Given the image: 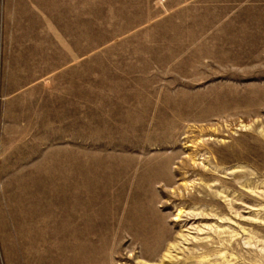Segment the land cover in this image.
<instances>
[{
  "label": "rangeland",
  "instance_id": "obj_1",
  "mask_svg": "<svg viewBox=\"0 0 264 264\" xmlns=\"http://www.w3.org/2000/svg\"><path fill=\"white\" fill-rule=\"evenodd\" d=\"M244 1L262 14L0 0V264H264V0ZM78 56L79 120L31 87Z\"/></svg>",
  "mask_w": 264,
  "mask_h": 264
},
{
  "label": "crops",
  "instance_id": "obj_2",
  "mask_svg": "<svg viewBox=\"0 0 264 264\" xmlns=\"http://www.w3.org/2000/svg\"><path fill=\"white\" fill-rule=\"evenodd\" d=\"M209 2H203V3H198V7L200 9V12L202 13H198V15H202V16H206V15H215V14H219L222 13V11L224 9H228V6L230 4H224L221 2H215V0H208ZM218 1V0H216ZM244 0H238V4L237 3H233L231 4L230 9H235L238 8L237 10L234 11H229L226 12V15H261L262 13L259 11H252V10H257L260 9L259 7H253L251 4L248 5L246 1L242 2ZM235 4H237V6H235ZM195 8V7H194ZM218 10V11H215ZM239 10V11H238ZM33 13L34 18L36 17V20L42 24V26L44 27V17H42V15H40V12L35 11L30 9V13ZM247 12V14H246ZM80 14H78V31H80ZM74 58H72L70 61L64 62L62 65L58 67L57 69L55 68V70H53L52 72L48 73L47 77H46V82L43 84L40 83V81L38 80L37 82H35L34 84L31 85V87H38V89L41 88H45L46 90V94L48 97V103L51 105H53L54 109V98H55V93H57V95L59 94L60 96H62L63 101H64V106H63V113L69 112L70 106L74 107V111H76V109L78 108V117H76V119H80L81 118V90H83V88L85 87V84L83 83V78L81 77V60L83 59V57L78 56L76 61H73ZM50 63L54 64V57L50 58ZM56 77L58 79V82H56ZM61 80V82H59ZM69 80V81H68ZM73 81V83H72ZM40 87V88H39ZM71 93H73L74 95V101L71 102L69 100V104L68 102H66V95H70ZM39 102H41L39 100ZM83 105V104H82Z\"/></svg>",
  "mask_w": 264,
  "mask_h": 264
}]
</instances>
